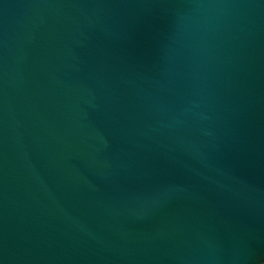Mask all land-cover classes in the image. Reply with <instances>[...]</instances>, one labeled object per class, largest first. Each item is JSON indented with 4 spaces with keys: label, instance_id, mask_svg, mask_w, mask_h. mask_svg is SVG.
<instances>
[{
    "label": "water",
    "instance_id": "1",
    "mask_svg": "<svg viewBox=\"0 0 264 264\" xmlns=\"http://www.w3.org/2000/svg\"><path fill=\"white\" fill-rule=\"evenodd\" d=\"M0 264H264V0H0Z\"/></svg>",
    "mask_w": 264,
    "mask_h": 264
}]
</instances>
